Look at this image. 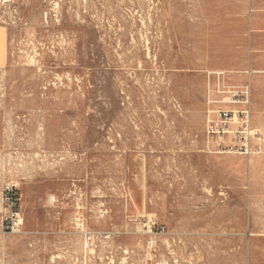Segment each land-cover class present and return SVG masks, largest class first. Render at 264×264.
Here are the masks:
<instances>
[{"label": "rangeland", "instance_id": "374dc122", "mask_svg": "<svg viewBox=\"0 0 264 264\" xmlns=\"http://www.w3.org/2000/svg\"><path fill=\"white\" fill-rule=\"evenodd\" d=\"M0 25V264H264V0H0ZM216 72L249 83V153L204 134Z\"/></svg>", "mask_w": 264, "mask_h": 264}, {"label": "built area", "instance_id": "2783aa9c", "mask_svg": "<svg viewBox=\"0 0 264 264\" xmlns=\"http://www.w3.org/2000/svg\"><path fill=\"white\" fill-rule=\"evenodd\" d=\"M211 86H208V104L218 105L210 112L204 134L208 140L216 141L219 151L246 154L251 151V144L258 142L260 136L250 125V87L248 81L239 86L225 83V74L216 72ZM210 85V84H208ZM229 106L231 109H221ZM228 143L224 145L223 139ZM159 232L163 228H158Z\"/></svg>", "mask_w": 264, "mask_h": 264}, {"label": "crops", "instance_id": "0c3cea01", "mask_svg": "<svg viewBox=\"0 0 264 264\" xmlns=\"http://www.w3.org/2000/svg\"><path fill=\"white\" fill-rule=\"evenodd\" d=\"M8 60L7 30L0 25V67Z\"/></svg>", "mask_w": 264, "mask_h": 264}]
</instances>
